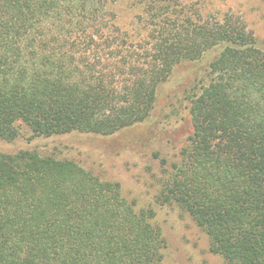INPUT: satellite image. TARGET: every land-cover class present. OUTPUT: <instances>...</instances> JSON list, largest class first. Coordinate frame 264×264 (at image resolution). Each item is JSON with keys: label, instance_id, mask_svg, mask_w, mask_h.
<instances>
[{"label": "trees", "instance_id": "1", "mask_svg": "<svg viewBox=\"0 0 264 264\" xmlns=\"http://www.w3.org/2000/svg\"><path fill=\"white\" fill-rule=\"evenodd\" d=\"M187 65L189 134L159 161L154 203L222 264H264V45L237 17L182 0H0V143L143 125ZM154 217L73 160L0 152V264H163Z\"/></svg>", "mask_w": 264, "mask_h": 264}, {"label": "rangeland", "instance_id": "2", "mask_svg": "<svg viewBox=\"0 0 264 264\" xmlns=\"http://www.w3.org/2000/svg\"><path fill=\"white\" fill-rule=\"evenodd\" d=\"M201 15H232L241 19L259 44L264 45V0H182ZM125 5V3H124ZM123 5V7H124ZM127 6V5H126ZM126 14L128 8L120 9ZM193 66L179 67L158 89L156 109L145 124L109 137L69 136L29 140L23 129L15 142L0 143V152L35 150L41 155L70 159L102 181L117 182L138 208L155 212L154 222L166 241L163 264H222L208 252L207 239L173 207H159L154 198L161 176L159 161H176L189 134L187 91L196 79ZM154 155H157L156 158Z\"/></svg>", "mask_w": 264, "mask_h": 264}]
</instances>
